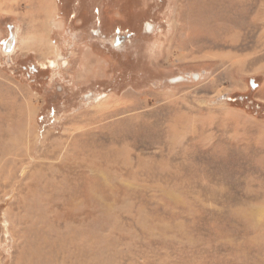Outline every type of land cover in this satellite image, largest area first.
<instances>
[{"label": "rangeland", "instance_id": "374dc122", "mask_svg": "<svg viewBox=\"0 0 264 264\" xmlns=\"http://www.w3.org/2000/svg\"><path fill=\"white\" fill-rule=\"evenodd\" d=\"M69 1L0 0V264H264V0Z\"/></svg>", "mask_w": 264, "mask_h": 264}, {"label": "flooded vegetation", "instance_id": "af4514ba", "mask_svg": "<svg viewBox=\"0 0 264 264\" xmlns=\"http://www.w3.org/2000/svg\"><path fill=\"white\" fill-rule=\"evenodd\" d=\"M60 1H62V0H60ZM74 2H76V1H74ZM78 2H76V3H73L72 4V2L71 1H69V4H68V6H67V8H68V10H70V12H69V20L67 19V18H65V19H62V21L64 22V24L66 25L67 23H71V21H73V19L75 18V17H78L75 13H73V9L74 8H71L72 7V5H76V8H75V10L76 11H78V8H82L83 6H82V4H81V0H80V4H77ZM62 4V6L64 7L65 6V8H66V3H61ZM88 4H84V8H88V6H87ZM83 9V8H82ZM93 16H94V13H93ZM93 16H89L88 15V17L87 18H92ZM74 23H75V26H78V28H79V30L80 31H84L85 30V26H84V20L82 19V20H78V21H74ZM101 27H103V26H99L97 29H95L96 31H94V36H98V37H102V39L103 40H105L106 39V37H104V36H102L103 35V30L102 29H100ZM108 29H110L111 31L113 30L112 28H108ZM105 32V31H104ZM115 33H116V30H115ZM113 34L114 36L113 37H111V44H110V47H112V48H114V47H118V46H120V45H122V44H129V43H131V40H132V35L131 34H128V33H126V34H119V33H116V34ZM82 38H84V35L83 36H80V34H77L76 36H75V40H74V42H75V44H78V42L80 41V40H82ZM93 43H95V42H93ZM96 45L95 44H92V49L94 50V48L93 47H95ZM104 46H102V45H99V43H98V46H97V48L99 49V50H103L104 51V48H103ZM107 50V49H106ZM105 52V51H104ZM106 53V52H105ZM23 69H25L26 71H27V75H28V78H30L31 76H38V72H37V70H36V68L35 67H32L31 65H27V66H23ZM29 72H30V74H29ZM39 81H40V77H39Z\"/></svg>", "mask_w": 264, "mask_h": 264}, {"label": "water", "instance_id": "95a60500", "mask_svg": "<svg viewBox=\"0 0 264 264\" xmlns=\"http://www.w3.org/2000/svg\"><path fill=\"white\" fill-rule=\"evenodd\" d=\"M146 26H147L146 31L148 32L150 30V25H146ZM14 43H15L14 30L12 27H9L8 37L3 45V52L6 54L10 53L13 49ZM182 80L183 79L179 77V78H176L174 82H178ZM250 86H251V89H253L256 86L252 80L250 81Z\"/></svg>", "mask_w": 264, "mask_h": 264}]
</instances>
